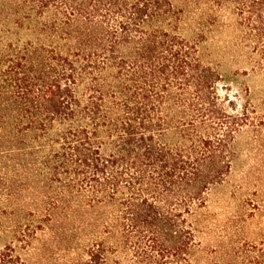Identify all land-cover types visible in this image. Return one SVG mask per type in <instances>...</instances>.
Returning <instances> with one entry per match:
<instances>
[{
  "label": "trees",
  "instance_id": "trees-1",
  "mask_svg": "<svg viewBox=\"0 0 264 264\" xmlns=\"http://www.w3.org/2000/svg\"><path fill=\"white\" fill-rule=\"evenodd\" d=\"M222 11L264 59V0H0V198L20 218L0 264L35 241L71 264H193L238 135L262 130L249 89L220 92Z\"/></svg>",
  "mask_w": 264,
  "mask_h": 264
},
{
  "label": "rangeland",
  "instance_id": "rangeland-1",
  "mask_svg": "<svg viewBox=\"0 0 264 264\" xmlns=\"http://www.w3.org/2000/svg\"><path fill=\"white\" fill-rule=\"evenodd\" d=\"M229 21V12H220L219 20L206 30L205 45L223 74L220 92H230L234 99V94L244 96L249 89L262 130L256 136L248 129L238 135L229 182L212 191L198 215L193 264H264V59L255 55L250 60L234 45ZM182 32L189 38L193 34L191 3ZM3 162L0 157V167ZM11 211L4 196L0 198V248L12 240L11 227L20 219ZM33 245L39 248L21 251L27 264H71L73 260L72 254L48 249L42 241Z\"/></svg>",
  "mask_w": 264,
  "mask_h": 264
}]
</instances>
